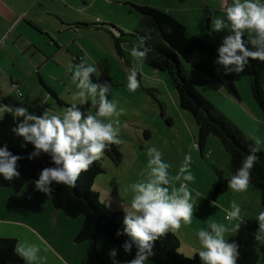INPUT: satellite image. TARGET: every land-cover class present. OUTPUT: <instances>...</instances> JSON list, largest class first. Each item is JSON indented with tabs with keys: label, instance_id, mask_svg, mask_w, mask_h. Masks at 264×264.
Returning a JSON list of instances; mask_svg holds the SVG:
<instances>
[{
	"label": "rangeland",
	"instance_id": "obj_1",
	"mask_svg": "<svg viewBox=\"0 0 264 264\" xmlns=\"http://www.w3.org/2000/svg\"><path fill=\"white\" fill-rule=\"evenodd\" d=\"M34 1L10 0L8 8L11 9V13L13 12L12 15L26 8L28 17L37 15L41 11V6L58 7L61 12L65 10L62 2L57 5L55 0L52 2L39 0L32 8V5L28 4ZM67 1L70 2L68 5L75 13L74 17L85 16L89 20L88 23H83L84 25L76 30L51 33L49 34L51 38L46 36V42L51 47L58 43L69 47L70 42L74 41L83 53L90 57L89 61L85 57L88 63L97 67L100 75L97 78L94 74L96 82L109 81L111 90L108 98L117 103L118 110L123 109V113L118 118L119 138L123 141L117 148L121 154V160L116 163L104 154L99 160L104 173L114 175L119 180H121L120 177H130L133 181L135 177L140 181L143 180L141 172L146 169L149 159L147 150L155 147L162 153V159L170 165V175L175 177L184 162L185 155L190 153L192 157L190 171L195 177V180L189 183L194 204L192 223H199L200 228H207L211 222L227 225L230 231L226 233L225 238L228 242H236L239 245L238 259L245 257L256 260L254 264H264V238L256 239V235L264 237V233L258 232L259 226L247 227L246 225L245 227L244 219L241 218L243 222L235 233L231 229L236 222L233 221L230 224L225 220L226 213L231 210V203L235 201L239 204V195L236 197L234 192L232 194L226 192L217 199H212L215 183L230 175L228 153L220 145H218L219 154L205 156L204 150L201 153L197 146V125L191 114L179 107L177 92L169 74L152 68L146 62L139 66L131 55V48L138 45L132 33L141 20V15L132 7V4L150 5L167 11L186 26L189 35L196 36L206 44H213L210 42H216L215 39L227 34L226 32L215 33L211 23L215 17L225 16L222 8L223 0ZM210 13H212L211 21ZM27 24L28 22L23 19L20 27ZM111 25L124 32L119 35L121 54L116 51L110 34L113 33ZM80 59L77 61L80 62ZM181 64L186 74L193 80L198 92L224 116L225 114L230 116L231 119L225 117L235 126L233 121L237 122L247 137L251 135L247 121L230 102L237 104L238 100L226 94L213 78L201 74L184 60H181ZM76 65L77 63L71 64L74 69ZM134 66L139 69L137 79L140 81V87L132 93L127 89V77ZM34 78L35 83L39 84L36 74ZM14 81L0 79L1 95L6 96L4 92L15 90V88L21 90L20 83ZM54 82L55 80L49 81V84L52 85ZM234 83L240 96L241 103L238 106L247 114L255 115L258 112L260 119L264 122V111L259 108L252 96L248 74L244 72L235 74ZM262 87L264 88V83ZM77 91L78 89L73 87L74 95ZM89 111L95 115V109H89ZM113 119L116 118L113 117ZM263 132L264 126L256 131L254 136L260 138L263 144L261 146L264 148ZM182 182L184 181L181 178L180 181L175 182L174 186L178 188ZM31 185L33 184L27 185L19 192L8 187H0V236L14 237L20 243L38 245L41 248L39 255L45 258L38 264H112L109 258V251L112 248L117 249L116 259L121 261V264L126 261L120 248L105 235H101L102 238L99 237L96 240L75 241L74 237L82 223V216L76 218L66 216L61 210L52 206L49 196L31 188ZM252 191L255 196L260 197V192L254 189L249 190V198ZM197 193L200 195L197 196ZM125 201L126 199H123V202ZM254 230L257 232L254 233ZM177 236L181 241L179 251L183 253L188 242L186 237L191 236L184 229ZM145 264L154 263L147 260Z\"/></svg>",
	"mask_w": 264,
	"mask_h": 264
},
{
	"label": "clouds",
	"instance_id": "obj_2",
	"mask_svg": "<svg viewBox=\"0 0 264 264\" xmlns=\"http://www.w3.org/2000/svg\"><path fill=\"white\" fill-rule=\"evenodd\" d=\"M222 8L225 16H217L211 21L215 33H227L216 49L215 64L223 67L225 75L240 74L250 60L264 62V0H231L230 3L223 0ZM167 30L171 31L170 28ZM113 34L119 38L120 33L114 29ZM145 39L138 37V45L131 48V55L139 66L143 65L149 51L144 46ZM141 46H144L143 50ZM138 70L134 66L127 77L129 92L135 93L140 87ZM67 71L71 74V84L78 89L75 97L81 105L88 104L90 100L91 107L96 110L95 115H86L75 103L65 108L62 114L47 108L37 114L24 106L14 110V117L22 119H18L12 131L23 139L22 148L27 144L34 147L27 159L34 160L41 155L50 158L52 166L43 168L34 182L35 190L47 196L53 194L54 186L75 188L81 173L89 171L111 146L123 143L119 138L118 119L123 109L118 110L117 103L108 98L110 82H94L93 75L98 78L100 73L84 57L74 70L69 65ZM12 111L7 105L0 106V118L3 113ZM252 139L254 146L250 147L249 154L242 159L240 167L228 181V187L233 192L242 193L249 188L251 170L259 159L256 153L261 150L260 138L253 136ZM147 152V167L141 172L144 179L129 186L132 193L130 206L121 207L123 227L115 233L117 237H126L120 246L125 254L132 255L133 248L136 250L135 256L123 264H145L146 260L154 257L158 240L169 233L176 234L182 225H191L193 220L194 204L189 183L195 177L190 171L191 154L185 155L178 174L172 177L170 165L162 159V153L155 147ZM22 159L25 157L13 154L7 144L0 147V177L8 182L19 179L18 162ZM181 178L184 182L175 187V182ZM225 220L230 224L236 222L231 231L236 233L239 230L243 221L241 208L235 201L231 203ZM258 223V232L264 233V211L259 213ZM229 231L227 225L211 222L207 228H201L196 233L200 264H237L239 245L225 239ZM261 238L264 237L256 235L257 240ZM14 252L25 264H38L45 259L39 255L41 248L35 244L18 242ZM116 257L117 249L112 248L109 251L112 264H121Z\"/></svg>",
	"mask_w": 264,
	"mask_h": 264
},
{
	"label": "trees",
	"instance_id": "obj_3",
	"mask_svg": "<svg viewBox=\"0 0 264 264\" xmlns=\"http://www.w3.org/2000/svg\"><path fill=\"white\" fill-rule=\"evenodd\" d=\"M132 7L141 15L139 26L135 28L132 35L137 41L138 37H145L144 46L149 50L144 62L154 69L169 74L177 92L179 107L188 111L197 125L199 150L202 152L207 137L213 136L219 140L229 155L230 175L215 183L212 193V199L215 200L227 192L228 181L240 167L242 159L249 154V149L254 146V142L247 139L237 126L198 92L191 78L184 71L181 60L189 63L201 74L216 80L226 94L238 99L239 93L234 83L235 74L225 75L223 67L215 64L217 45L206 44L196 36L189 35L185 26L169 12L150 5L132 4ZM112 28L120 35L124 34L123 31L114 26ZM169 28L171 31L167 30ZM110 34L116 51L121 54L120 38H117L112 32ZM144 46L141 47L142 50ZM249 47L252 46L249 44ZM244 73L248 74L251 93L255 102L264 111V91L262 89L264 62L250 60ZM93 81L96 82L94 75ZM47 89L57 99L55 93L49 88ZM59 103H61L60 100ZM0 104L13 109L12 112L3 113L2 118H0V147L7 144L8 149L13 154L25 157L18 162L20 178L8 182L0 177V187H8L19 192L27 182L38 179L43 168L52 165L50 158L46 155L28 160L27 156L34 151L33 145L27 144L26 147L22 148L23 139L16 136L12 131L18 119H22L14 117L15 108L21 104L9 96L1 95V93ZM63 104L65 108L71 106L65 102ZM77 106L86 115L92 114L89 109H94L91 107V102ZM105 155L116 163L121 160V154L115 145L111 146L110 150H106ZM256 155L259 159L251 170L249 187L260 192V212H262L264 211V150L261 149ZM100 173H104V168L98 160L90 167L89 171L81 173L75 188L63 185L54 186V192L49 196L51 204L70 218L82 216V223L74 237L75 241L96 240L101 235H105L120 248L126 261L131 260L135 256V248H133L132 255L125 254L120 246L126 237L115 235L118 229L122 230L123 211L109 209L100 201L98 192L93 189L94 179ZM256 225L259 226L258 218ZM17 243L18 241L14 237L0 236V264H25L14 252ZM179 246L178 236L169 233L165 238L156 242L155 255L150 257L148 261L154 264H200L197 253L186 256L179 251Z\"/></svg>",
	"mask_w": 264,
	"mask_h": 264
},
{
	"label": "crops",
	"instance_id": "obj_4",
	"mask_svg": "<svg viewBox=\"0 0 264 264\" xmlns=\"http://www.w3.org/2000/svg\"><path fill=\"white\" fill-rule=\"evenodd\" d=\"M38 1L39 0H35L28 5H32L33 8ZM50 1L52 2L54 0ZM55 1L57 5L59 2H62L65 10L61 12V10H58V7L44 8V6H41L44 10L41 8V11L37 15L28 17L26 8L19 12H15L12 15L13 12L11 13V9L8 8L10 7L8 4L10 0H0V79H7L10 81L15 80V83H20L21 88V90H19V88H15V90L4 92L3 94L18 101L21 106L28 107L30 112L35 111L37 114H40L46 108L51 109L54 113L62 114L63 110L65 109L63 102L68 104H80V102H78L79 100L73 94V87H75V85L71 84V74L68 73L67 69L69 65L73 63H80L79 61L73 60L74 56L78 58L87 57L88 61L90 60V57L86 53H83V51L75 44L74 41L70 42L71 46L69 47L61 46V44L58 42L57 43L59 45L55 44L53 47H51L46 42V36L51 38L49 36L51 33L58 34L63 31H71L72 29L76 30L82 25L87 24L89 21L85 16H82L81 18H75V13L69 6V1ZM211 16L212 13H210V21ZM173 17L182 23L177 17ZM23 19H25L28 24L22 25L20 27ZM221 39L222 38L215 39V41H218V43H210L219 46ZM61 53H63V57H61ZM35 74L37 75L39 84L35 83ZM52 80H55V82L51 85L49 84V81ZM263 83L264 80L262 85ZM46 87L55 93V96L58 100L49 92ZM262 89L264 90L263 87ZM18 92H20L21 95H19ZM239 98H233L236 101L238 100L237 104L233 101L230 102L237 112L241 114L247 121V125L250 127L252 136L249 134L247 137L237 122H233L237 127H240L238 128L247 138L254 142L252 137L255 135L256 131L264 126V122H262V119H260L258 112H256L255 115L245 113L244 110L238 106L241 103ZM59 100L61 103H59ZM225 116L230 118V116L227 114H225ZM145 131L149 132L148 130ZM213 138L214 137L209 136L206 139L203 149L204 152L202 151L205 156L215 155L216 153L219 154L218 145L221 146V144L217 138ZM261 145L263 144H260L259 147L264 150L263 146ZM115 146L118 148V145ZM227 177H229V175ZM120 179L121 180L116 178L114 175L105 173L98 174L94 179L93 189L98 192L99 199L102 200L100 201L103 202L109 209L112 208L114 210H122L121 207L130 206L132 193L129 186L135 181H140V179L138 180L136 177L134 178L135 181H133V178L130 177H120ZM30 182L35 181L27 182L21 188V191L24 190V188L29 184H33L31 185V188H35V183ZM249 190L254 189L249 187L246 192H234L236 197L239 195L238 205L241 208V218L244 219L245 227L246 225L247 227L256 225L260 212V197L259 195L255 196L254 191H252L251 197L249 198ZM227 192L232 194L233 191L228 187ZM246 196H248V198ZM123 199H126V201L123 202ZM195 224L192 223L188 226L182 225L181 229L176 233V235L178 233L181 234V230L184 229L187 234H190L191 236L190 238L186 237L188 242L183 252V254L186 256H192L194 253H197L200 247L196 233L201 228L198 225L199 223L196 225ZM256 232L257 231L254 230V233ZM180 247L181 241L179 249ZM254 263H256V260H250L245 257L237 260V264Z\"/></svg>",
	"mask_w": 264,
	"mask_h": 264
},
{
	"label": "built area",
	"instance_id": "obj_5",
	"mask_svg": "<svg viewBox=\"0 0 264 264\" xmlns=\"http://www.w3.org/2000/svg\"><path fill=\"white\" fill-rule=\"evenodd\" d=\"M78 59H79V58H78V57H76V56H74V57H73V60H74V61H77ZM18 94H19V95H21V93H20V92H18Z\"/></svg>",
	"mask_w": 264,
	"mask_h": 264
}]
</instances>
